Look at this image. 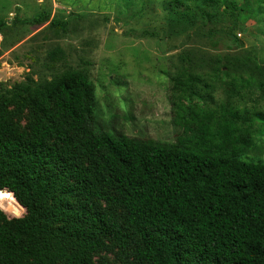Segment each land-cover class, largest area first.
<instances>
[{
  "label": "trees",
  "instance_id": "trees-1",
  "mask_svg": "<svg viewBox=\"0 0 264 264\" xmlns=\"http://www.w3.org/2000/svg\"><path fill=\"white\" fill-rule=\"evenodd\" d=\"M161 3L167 19L199 23L210 47L227 50L204 53L209 70L194 69L204 66L194 51L181 55L189 65L171 76L173 123L183 132L175 142L101 124L82 70L0 95V189L12 192L0 191V264H95L106 239L126 260L135 247L138 264H264V161L244 159L254 125L228 102H196H214L220 85L264 98V58L244 49L232 25L244 15L262 21L264 0ZM99 200L122 207L124 221Z\"/></svg>",
  "mask_w": 264,
  "mask_h": 264
},
{
  "label": "rangeland",
  "instance_id": "rangeland-1",
  "mask_svg": "<svg viewBox=\"0 0 264 264\" xmlns=\"http://www.w3.org/2000/svg\"><path fill=\"white\" fill-rule=\"evenodd\" d=\"M162 0H0V95L9 89L42 83L68 69L84 71L96 87L98 121L130 136L175 142L182 129L173 123L171 76L183 63L186 51L209 70L206 54L227 53L208 44L197 22L167 19ZM42 13L50 18L29 22ZM59 20L62 27L52 24ZM233 25L244 42V49L264 58V17L257 14ZM191 40L184 43L188 33ZM145 33V34H142ZM206 37V39L204 38ZM62 49L58 59L50 53ZM236 51V50H235ZM229 52V51H228ZM233 52V51H232ZM214 102L196 101L205 107L228 102L238 109L245 126L253 123V144L244 159L264 161V124L255 113L264 114L260 95L232 94L220 85ZM30 110L22 115L29 121ZM104 211L124 221V209L105 200L98 201ZM26 211H22L21 217ZM109 248L94 255L95 264H138L130 247L126 260L120 247L106 239Z\"/></svg>",
  "mask_w": 264,
  "mask_h": 264
},
{
  "label": "water",
  "instance_id": "water-1",
  "mask_svg": "<svg viewBox=\"0 0 264 264\" xmlns=\"http://www.w3.org/2000/svg\"><path fill=\"white\" fill-rule=\"evenodd\" d=\"M0 191H6V192H11L10 190L8 189H0ZM12 193V192H11Z\"/></svg>",
  "mask_w": 264,
  "mask_h": 264
}]
</instances>
